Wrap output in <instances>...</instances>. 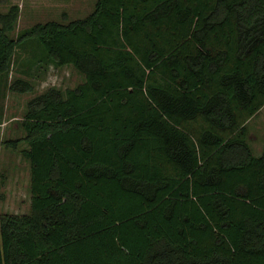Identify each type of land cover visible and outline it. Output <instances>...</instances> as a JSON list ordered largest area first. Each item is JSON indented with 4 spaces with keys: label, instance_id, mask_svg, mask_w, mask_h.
Listing matches in <instances>:
<instances>
[{
    "label": "trees",
    "instance_id": "1",
    "mask_svg": "<svg viewBox=\"0 0 264 264\" xmlns=\"http://www.w3.org/2000/svg\"><path fill=\"white\" fill-rule=\"evenodd\" d=\"M0 13V97L23 60L85 81L26 102L30 211L0 214V264H264V0H96L16 28ZM34 50V49H33ZM27 73V72H26ZM1 114V108H0Z\"/></svg>",
    "mask_w": 264,
    "mask_h": 264
},
{
    "label": "rangeland",
    "instance_id": "2",
    "mask_svg": "<svg viewBox=\"0 0 264 264\" xmlns=\"http://www.w3.org/2000/svg\"><path fill=\"white\" fill-rule=\"evenodd\" d=\"M95 1L0 0V13L6 12L13 4L19 7L16 28L10 33L15 38L18 31L36 23L47 21L66 23L83 18L92 11ZM38 51L36 44L20 48L17 51L20 57L11 69L13 78L28 79L34 85V90L29 93H16L4 87L0 97V214H27L30 211L29 164L20 151L26 145L20 144L19 150H12L11 147L4 145L7 139L24 136L21 119L27 100L51 86L65 90L85 81V76L71 65L55 67L35 64L26 68L23 60L32 52ZM246 127L250 148L254 155H259L264 150V106L246 122Z\"/></svg>",
    "mask_w": 264,
    "mask_h": 264
}]
</instances>
